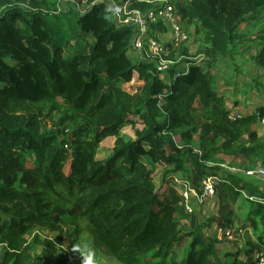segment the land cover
<instances>
[{"label": "trees", "instance_id": "trees-1", "mask_svg": "<svg viewBox=\"0 0 264 264\" xmlns=\"http://www.w3.org/2000/svg\"><path fill=\"white\" fill-rule=\"evenodd\" d=\"M174 2L207 47L188 74L176 78L183 61L163 80L153 64L128 56L134 31L113 22L108 4L59 14L48 0H0L1 264H73L62 237L83 233L120 264H256L264 253V180L246 174L264 165V107L230 120L210 70L242 40V25L262 21L264 0ZM64 15L75 18L72 27L52 21ZM178 54L188 52L169 58ZM108 138L111 155L99 159ZM235 161L245 170L233 172ZM209 177L218 213L207 225H239L245 244L235 253L222 254L221 241L206 239L194 219V231L184 223L192 215L181 187L200 191Z\"/></svg>", "mask_w": 264, "mask_h": 264}, {"label": "rangeland", "instance_id": "rangeland-1", "mask_svg": "<svg viewBox=\"0 0 264 264\" xmlns=\"http://www.w3.org/2000/svg\"><path fill=\"white\" fill-rule=\"evenodd\" d=\"M48 2L51 5H56V9L58 8L57 12L53 11V13L61 14L63 12L69 13L75 9L78 11L80 10L77 6V1H75L74 4L68 3L67 1L60 2L58 0H48ZM83 7L84 6H82L81 9H83ZM261 20L262 21L259 23L242 25L240 28V32L243 35L242 40L235 48H233V51L227 57L211 61L210 67L211 72L214 74L217 80L216 89L221 96L225 97V104L229 102L231 106L236 103L239 104L241 108H245L247 111L248 108L243 107L246 100V106H250L251 110L254 112L261 106H264V63L259 61L260 55L264 52V14L262 15ZM52 21H64L65 24H68L69 27H72L75 18L73 19L64 15L60 19L53 18ZM183 25L190 35V41L188 44L179 47V49H176L175 51L180 53V50L184 48L187 50L188 55L192 58L198 57L199 53L204 55L207 46L202 41V36L195 33L196 25H188L185 22H183ZM159 36H161L159 41L163 44H167L171 40L168 32H162ZM128 56L133 59L134 62H138V60L141 62L134 49L129 51ZM137 81H139L138 75H136V82ZM127 89L130 90L131 87L127 86ZM238 96H241V98ZM125 134L132 136L133 131L131 129H126ZM114 142V138H108L102 143L101 149L98 153L99 159H105L111 154ZM227 163H232V160L228 159ZM234 163L240 166V168L235 167V169H232L233 172H237V170L244 171L247 167V165H242L239 161H235ZM253 170H264V165L255 166ZM157 171L158 172L156 173L155 177L158 181V192L161 194L164 193L166 189L165 186L159 185L164 171L161 169H158ZM250 177L264 180V176L262 175ZM181 178V176H178L177 180L180 181ZM243 198L244 196L242 195L241 202L243 201ZM216 200L217 198L213 200L214 202L210 200L202 205H198L195 213L184 223L188 227L189 231H194L195 228L191 225V221L194 219L196 221V227H199L206 239H216L221 241L222 244L218 245V250L222 254L235 253L236 249H240L244 246L245 243L243 238L237 235V233L233 235L232 239H227L222 236L220 237L217 233L216 225H207L209 220L218 213ZM238 226L239 225L236 224V230L239 228ZM69 229H72V227ZM67 231L68 229H65L64 232ZM36 234H40L43 236V238H48L51 240H56V237H62V234L56 233L51 229H36L33 231V235ZM62 239L64 243L60 246L63 248V250L67 251L68 255L73 261V264H89V261L90 264H120L104 249L95 245L92 238L88 237L85 233L74 238L68 235V237H62ZM6 250V247L0 243V264L1 258H3ZM40 250L41 247L37 249V252H40ZM180 255L181 252L179 253V256Z\"/></svg>", "mask_w": 264, "mask_h": 264}, {"label": "built area", "instance_id": "built-area-1", "mask_svg": "<svg viewBox=\"0 0 264 264\" xmlns=\"http://www.w3.org/2000/svg\"><path fill=\"white\" fill-rule=\"evenodd\" d=\"M75 1H69L72 4ZM175 0H79L77 6L79 7L80 13L87 10L89 2L92 5L97 3L108 4L111 12L113 22L119 27L130 26L134 31L133 49L139 56L141 62L146 64H153L160 79L165 78L166 74L178 64H182L180 73L176 76L179 77L181 74L186 75L189 73L191 68V62L201 64L205 60V55H199L196 58L191 56L176 55V59H170L171 51L179 49L189 43L190 35L183 25L181 17L178 14ZM147 4L151 5V8L144 10L139 8H132L133 4ZM83 9H81V7ZM165 26L171 37V40L167 44H163L159 41L162 31L156 32L152 35L153 26ZM163 32V33H166ZM170 45L172 48H168ZM185 65V66H184ZM175 78V79H176ZM161 99V97H160ZM243 117L239 114H230V120L237 121ZM259 133L264 135V116H259ZM249 176L262 175L264 176V170L254 171L250 170L247 172ZM177 182L179 180L176 179ZM181 196L186 208L188 215H193L198 205H202L216 197V179L213 177L206 178L201 186L200 191L193 188L189 184H185L181 187ZM251 200H256L251 198ZM264 204V201H261ZM236 229L218 230L217 233L221 237L232 239L233 235L236 234ZM240 231V235H241ZM256 264H264V253L255 254Z\"/></svg>", "mask_w": 264, "mask_h": 264}, {"label": "crops", "instance_id": "crops-1", "mask_svg": "<svg viewBox=\"0 0 264 264\" xmlns=\"http://www.w3.org/2000/svg\"><path fill=\"white\" fill-rule=\"evenodd\" d=\"M127 87V86H126ZM238 97H240L241 98V96H238ZM246 100H245V102H244V106L243 107H246V108H248L247 109V111L245 110V108H241V106L239 105V104H236V103H234L233 105H231L230 106V103L228 102L227 104H226V107H227V109H229L232 113H234V114H239V115H241L243 118L244 117H247V116H249V115H252L253 114V110H251V107L250 106H246ZM261 107H264V106H261ZM235 110H238V111H235ZM244 112V113H243ZM244 114V115H243ZM131 137H134V133H133V135L131 136ZM115 143V142H114ZM111 155V154H110ZM109 155V156H110ZM245 196V195H244ZM216 198V197H215ZM214 198V199H215ZM214 199H212V201L214 200ZM214 202V201H213ZM216 204H217V208H218V200H216ZM216 204H215V206H216Z\"/></svg>", "mask_w": 264, "mask_h": 264}, {"label": "clouds", "instance_id": "clouds-1", "mask_svg": "<svg viewBox=\"0 0 264 264\" xmlns=\"http://www.w3.org/2000/svg\"><path fill=\"white\" fill-rule=\"evenodd\" d=\"M89 264H90V261H89Z\"/></svg>", "mask_w": 264, "mask_h": 264}]
</instances>
